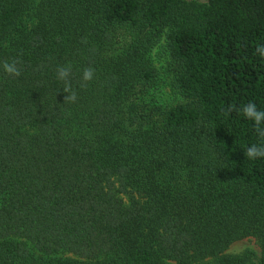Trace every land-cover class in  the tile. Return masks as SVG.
Wrapping results in <instances>:
<instances>
[{
	"label": "trees",
	"instance_id": "obj_1",
	"mask_svg": "<svg viewBox=\"0 0 264 264\" xmlns=\"http://www.w3.org/2000/svg\"><path fill=\"white\" fill-rule=\"evenodd\" d=\"M260 44L264 0H0V264H255L226 250L264 248Z\"/></svg>",
	"mask_w": 264,
	"mask_h": 264
},
{
	"label": "rangeland",
	"instance_id": "obj_2",
	"mask_svg": "<svg viewBox=\"0 0 264 264\" xmlns=\"http://www.w3.org/2000/svg\"><path fill=\"white\" fill-rule=\"evenodd\" d=\"M166 42V38H162L153 46L149 55L159 79L147 96L151 103L163 108L182 101V97L173 84L174 64L169 57ZM226 253L231 255L250 254L252 262L257 264L264 256V248L256 237H247L232 243Z\"/></svg>",
	"mask_w": 264,
	"mask_h": 264
},
{
	"label": "clouds",
	"instance_id": "obj_3",
	"mask_svg": "<svg viewBox=\"0 0 264 264\" xmlns=\"http://www.w3.org/2000/svg\"><path fill=\"white\" fill-rule=\"evenodd\" d=\"M256 52L259 56L264 57V44H260L256 48ZM18 61L13 60L11 63L5 61L3 63V69L9 75L19 76L20 70L17 67ZM95 70L91 67L84 69L83 80L90 82L94 77ZM71 74V65H62L57 68V79L65 82L64 91L68 93L65 97V101L75 102L77 94L71 89L68 83V77ZM231 110V109H230ZM243 116L253 122V126L257 134L264 138V110L257 108L254 102H249L241 108ZM244 155L250 160H256L258 158H264V144L259 146L253 144L247 148Z\"/></svg>",
	"mask_w": 264,
	"mask_h": 264
}]
</instances>
